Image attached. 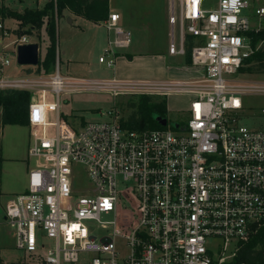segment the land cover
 Listing matches in <instances>:
<instances>
[{"label": "built area", "instance_id": "obj_1", "mask_svg": "<svg viewBox=\"0 0 264 264\" xmlns=\"http://www.w3.org/2000/svg\"><path fill=\"white\" fill-rule=\"evenodd\" d=\"M260 2L170 0L168 49L186 52L192 36L191 63L203 68L196 78L67 76L58 69L57 53L51 73L0 72V89L30 90L27 151L47 158L30 168L27 188L4 208L24 254L39 264H76L81 252L91 254L90 264H264V247L259 261L237 260L241 246L264 226V127L241 118L244 96L264 94V81L242 76L248 57L264 51V39L253 45L248 32L264 27ZM119 17L109 12L105 20L112 36L99 61L108 67L131 43ZM28 41L26 33L14 41L15 55ZM9 60L0 54L1 65ZM77 89L161 96L184 90L194 97L177 127L139 130L124 127L116 108L108 119L71 123L62 115L60 94ZM78 164L90 178L88 188H74ZM120 210L127 215L117 218ZM109 212L114 219H101ZM94 220L108 232L96 236ZM21 261L29 264L25 256Z\"/></svg>", "mask_w": 264, "mask_h": 264}, {"label": "rangeland", "instance_id": "obj_2", "mask_svg": "<svg viewBox=\"0 0 264 264\" xmlns=\"http://www.w3.org/2000/svg\"><path fill=\"white\" fill-rule=\"evenodd\" d=\"M113 8L120 10L123 15L130 14L133 21L143 22L144 19L153 21L159 20L158 17L163 12V9H169V0H110ZM209 5L216 4V0H208ZM42 0H39V4ZM264 4V0L262 2ZM27 5H38L35 0H0V8L5 7V10L0 13V22L4 28H0V48L2 45L5 51L10 56V64L3 67L4 76H22L24 73H29L26 65L21 70V65L16 62V55L13 52V45L9 42L17 39L23 33H18L20 24L16 18L7 13L8 9L22 11ZM3 7V8H4ZM164 7V8H163ZM57 20V54H58V69L63 75L67 76H80L87 78H110L116 76L118 78H137V79H176L177 77H166L164 74H153L155 71L145 69L139 71L141 66L136 67L135 64L121 61V59L108 67L106 63L99 61V54L103 53L102 46L97 42L99 36L96 27L88 20L80 16L74 18V22H69L68 19L58 15ZM252 25L257 21L256 16H251ZM264 22V17L262 18ZM149 21V20H148ZM147 22V21H145ZM150 22V21H149ZM87 23V24H86ZM102 31L104 27H101ZM154 28V26H153ZM43 26L40 29H35L33 34L26 32L30 39L39 42V50L41 56L44 55L45 47L47 44V37L45 32H42ZM125 30H128L127 28ZM7 31L6 35L2 34ZM101 32V29H99ZM41 37H38V33ZM42 32V34H41ZM105 33V29H104ZM131 39H133L130 47L125 51L134 48L136 36L130 31ZM178 35V34H177ZM169 36L166 32H159L153 36L152 44H144L141 47L151 48L153 50H160L164 47ZM1 39L3 41H1ZM127 54L122 53L126 57ZM78 58L79 60L69 61ZM154 57V56H152ZM81 58V59H80ZM164 58V57H163ZM155 58H149L152 60ZM157 59V58H156ZM57 61V59H56ZM164 58V66L166 64ZM57 63L54 67L49 69V73L56 70ZM159 68L162 67L160 62ZM30 68H33L32 66ZM88 68L90 69L88 70ZM114 68V69H113ZM137 68V69H136ZM93 70V71H92ZM115 70V71H114ZM24 73H23V72ZM119 71L121 73L119 74ZM245 78L253 80L264 81V69L260 71L248 70L246 74H242ZM183 78V77H180ZM140 94H118L114 95L100 89H77L76 91H66L60 94V106L62 115L74 124H79L81 120L90 121L94 119H108V112L111 109H118L123 117L128 114L137 106L129 104L132 100L137 103L140 99ZM151 98H156V94H151ZM157 96H161L158 95ZM167 103L166 120H168L166 127L174 128L175 124L186 121L189 115L190 101L194 95L188 91H170L163 95ZM243 101L246 104V110L242 121L252 127H264V115L260 113V108L264 106V94H249L244 96ZM1 118V116H0ZM30 132L29 127L25 124L8 123L3 125L0 120V264H24L21 259L25 256L26 262L29 264H39L37 260L24 254V251L18 248L13 237L9 238L11 228L4 222L3 213H5V204L10 197L24 191L26 188L23 185L26 172L25 165L28 167L41 166L46 162L45 157H33L28 154ZM75 184L74 188H88L91 186L90 178L82 164L75 167ZM127 211L120 210L117 218L127 215ZM101 219L112 220L114 213H102ZM92 232L96 236H101L108 232L107 229L102 228L98 221L90 223ZM42 239L45 241L46 236ZM91 254L88 252H81L79 261L76 264H90Z\"/></svg>", "mask_w": 264, "mask_h": 264}, {"label": "trees", "instance_id": "obj_3", "mask_svg": "<svg viewBox=\"0 0 264 264\" xmlns=\"http://www.w3.org/2000/svg\"><path fill=\"white\" fill-rule=\"evenodd\" d=\"M0 8L1 11L5 7ZM64 8H68L73 13L82 17L102 21L107 19L109 13L108 0H47L42 7H25L22 12L8 9L7 13L19 20L20 28L18 33L27 32L33 34L34 30L44 26L47 37V44L44 55L40 56L39 63L35 66L38 73H49V69L54 67L57 54V20L55 18L62 12ZM23 31V32H22ZM252 34L253 45L260 39H264V27L258 31H248ZM38 37H41L40 33ZM42 34V33H41ZM192 36L188 35L186 40V54L191 58ZM251 62L249 70L260 71L264 69V51L262 49L256 51L248 57L247 62ZM29 66L28 72L31 71ZM151 94H140L137 103L130 100L129 104L137 106L127 117H121V121L126 128H135L143 130L146 128H163L156 116H165L167 112V103L165 97L157 96L151 98ZM31 99V92L27 89L7 88L0 89V120L2 124L19 123L25 125L28 123V104ZM66 117V116H65ZM84 122V120H81ZM264 247V226L258 229L248 241H246L237 255V260L245 259L248 261H259L262 258Z\"/></svg>", "mask_w": 264, "mask_h": 264}, {"label": "crops", "instance_id": "obj_4", "mask_svg": "<svg viewBox=\"0 0 264 264\" xmlns=\"http://www.w3.org/2000/svg\"><path fill=\"white\" fill-rule=\"evenodd\" d=\"M35 1L38 5H35V6L27 5L26 7H37V8H39V7H42L47 0H42V2L40 4L38 3L39 0H35ZM108 1H109V12L116 11L120 15V17H119L120 19L118 21V24L121 25L124 29L127 28L129 31H131L136 36L133 49H129V50L125 51V49H127V48H124V49H121L120 51H117L118 54L116 57L115 64H116V62H118L119 59H121V61L124 60V62H126V63L129 62V64H135L136 67L141 66L140 69H138L139 71H141V69L142 70L149 69V70L155 71L153 74H155V73H156V75L164 74L163 76L177 77L176 79H179L180 77H183L185 79H191V78H196V76L202 74L203 68L198 66V65H196V66L192 65L191 58H190V56H189V58L187 57L186 52L176 54V53L170 52L168 49L169 48V42H170L171 36H172V34H171L172 24L170 22V17H169V15H170V3H169V9H167L168 6H166V9L163 7L164 8L163 12L160 15V17H158V19L159 18L160 19L155 20L153 23V21L150 19H144L143 22L133 21L130 14L125 13L123 15V13L120 10H117V9L112 7L110 0H108ZM16 11H18V10H16ZM19 12H22V11H19ZM59 15L62 17H65V19H68L69 22H74V18L76 16L82 17L81 15L76 14L75 12L73 13L68 8H64ZM82 18L86 19L84 17H82ZM86 20H88L91 24L94 25V27H96V30L99 33V36L97 37V42L104 49L106 44H107V40L109 38V35L112 36V32L109 31V33H108V30L106 28V25H105L106 19L102 20V21H98V22L94 21V20H89V19H86ZM16 21L18 22V24L20 23L19 20L16 19ZM145 21H147V22H145ZM153 26H154V28H153ZM101 27H104L103 31H102ZM3 28H4V26L1 29H3ZM99 29H101V32L99 31ZM104 29H105V33H104ZM161 31L166 32V34L169 36L162 49L153 50L151 48L141 47L144 44H148V45L152 44L153 43V39H152L153 36L156 35V33H159ZM42 32H45L44 26H43ZM174 34H175L176 41L179 42L180 41V34H178L177 27H175ZM3 36H5V35H3ZM15 40L9 42L13 45L12 50L14 53H15V42H14ZM1 41H3V40L1 39ZM30 41H36V40L30 39ZM132 42H133V39H131L130 45L132 44ZM130 45L127 47H130ZM39 46H40V44H39ZM56 53H57V51H56ZM122 53L127 54L126 57L122 56ZM0 54L1 55H7L10 59V56L5 51V48L3 45L0 48ZM39 54H40V50H39ZM101 54L102 53H100L99 56ZM40 56H41V54H40ZM152 56H154V57H152ZM163 57L166 60L165 61L166 64L164 66H162L164 64V58ZM149 58H155V59L148 60ZM68 59H69V61H75V60L78 61L79 60L78 58L72 59L71 56ZM10 62H11V59L9 60L8 63H6L4 65L0 64V68H1L0 72L1 73L3 72V67L10 64ZM159 62H160V65L162 66L160 68L158 66ZM25 66L26 65H24V66L21 65V70ZM31 66L33 67V68H31V71H32L33 69H35L36 65H34V66L31 65ZM89 69L90 68H88V70ZM90 71H91V69H90ZM120 73H121V71H119V74ZM24 74H26V73H24ZM22 76H24V75H22ZM183 78H181V79H183ZM3 125H5V124H3ZM26 125L28 126L27 123H26ZM30 168L31 167H28V165L27 166L25 165L26 172H24L25 179L23 182V185L25 188H27L28 178H29L28 172H29ZM3 214H4L3 220H4V222H6L5 213H3ZM9 234H10L9 238L13 237L14 243H15V237H14V232H13L12 228H11V232Z\"/></svg>", "mask_w": 264, "mask_h": 264}, {"label": "water", "instance_id": "obj_5", "mask_svg": "<svg viewBox=\"0 0 264 264\" xmlns=\"http://www.w3.org/2000/svg\"><path fill=\"white\" fill-rule=\"evenodd\" d=\"M40 60L39 54V42L37 41H28L19 43L16 46V62L19 65H37ZM156 120L159 121L161 125H166L168 120L163 116H156ZM178 124H175L177 127Z\"/></svg>", "mask_w": 264, "mask_h": 264}]
</instances>
